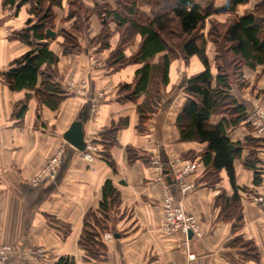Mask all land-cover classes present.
Segmentation results:
<instances>
[{
  "label": "crops",
  "instance_id": "0c3cea01",
  "mask_svg": "<svg viewBox=\"0 0 264 264\" xmlns=\"http://www.w3.org/2000/svg\"><path fill=\"white\" fill-rule=\"evenodd\" d=\"M259 1L239 5L237 11L241 13L243 6L253 7ZM84 2L93 8L96 3H113V0ZM34 3L28 2L15 12L0 0V240L16 248L0 264H55L62 255L74 256L76 264H264V219L253 200L254 195L264 190V135L250 130L248 122L228 131L231 141L243 144L242 157L234 162L241 197L239 210L243 215V224L237 230L235 219L222 217L223 205L218 202L220 194L227 197L234 194L227 171L221 170L218 179L211 183L212 180L205 178L206 165L202 160L206 143L180 140L176 120L187 98L184 81L204 69L201 60L193 56L187 65L182 58L172 62L170 83L163 89L162 102L140 130L138 104L120 101L118 93L122 84L133 82L138 65L117 70L108 68L106 60L119 34L112 37L110 48L102 49L98 43H92L104 22L103 13H94L90 18L91 27L79 39V51L64 54L58 26L55 35L50 34L46 40L50 49L60 56L53 69L56 82L65 92L59 107L52 109L41 103L34 91L11 90L2 78V72L9 69L11 62L32 48L17 33L33 17L30 9ZM68 8L67 0L62 6H53L58 14L56 22L65 24L61 28L71 27L75 21L62 22ZM215 8L218 14H224L228 0H216ZM139 41L140 37L126 49L128 56L136 51ZM212 44L208 45V55L215 72L216 52ZM94 60L97 62L93 63ZM243 72L242 80L233 84L231 92L249 113L258 101L264 103V65L255 70L245 67ZM84 80L87 82L85 93H79L76 85ZM253 85L257 86V93L250 89ZM27 93L31 94L28 109L20 118L16 116V105L25 100ZM84 109L88 113L85 139H97L113 122L128 120L117 133L118 144L110 147L115 169L100 154L88 161L64 139ZM224 118L227 116L215 114L210 122L217 125ZM248 137L262 142L251 147L247 145ZM98 145L101 149L102 144ZM128 147L137 153L133 162L129 161ZM57 153L61 155V162L56 177L34 184L33 179ZM252 154L262 171L260 184L254 182L255 171L244 164L245 158ZM154 158L164 162L165 169L159 171ZM178 158L181 161L175 163ZM188 162H193L196 170L183 181L195 187L183 193L177 174ZM107 179L119 190L121 202L108 213L106 231L113 233V239L105 241L107 251H101L94 258L79 245V240L88 213L93 210L102 217L99 206ZM166 188L197 220L198 230L189 237L188 243L182 231L169 235L163 231ZM236 237L253 241L259 259L244 258L245 249L233 244Z\"/></svg>",
  "mask_w": 264,
  "mask_h": 264
},
{
  "label": "trees",
  "instance_id": "16d2710c",
  "mask_svg": "<svg viewBox=\"0 0 264 264\" xmlns=\"http://www.w3.org/2000/svg\"><path fill=\"white\" fill-rule=\"evenodd\" d=\"M63 1L4 0V4L15 12L28 2L35 3L30 9L33 17L17 33L32 48L14 59L9 69L2 72V78L11 90L34 91L39 101L52 109L59 107L65 98V92L56 82L53 69L60 56L50 49L46 40L49 38L48 29L55 28L53 6H62ZM67 1L69 8L65 20L75 21L71 29L62 28L58 33L62 37L64 54L81 49L79 34L90 24L92 14L103 13V28L91 42L98 43L102 49L110 48L112 37L119 34L117 44L106 60L108 68L117 70L130 64L138 65L133 82L122 84L118 93L120 101L138 104L140 130L144 129L145 122L162 102L163 89L170 83L172 62L182 58L187 65L193 56L201 60L204 69L184 81L187 98L177 116L176 125L181 141L206 143L202 160L206 165L207 180L214 183L221 170L227 171L234 194L227 197L222 193L218 196V202L223 205L222 217L235 219L234 228L239 229L243 224V215L239 210L241 197L234 162L242 157L243 144L231 141L228 131L247 122L249 113L231 90L234 83L242 80L245 67L255 70L264 65V0L241 14H234L237 7L248 4L251 0H228L226 12L232 16L227 21L211 19L219 13L215 8V0H113V3H96L93 8L87 7L84 0ZM208 23L212 25L209 29ZM138 37L140 41L136 51L128 56L126 49ZM209 43H213L216 49L215 72L208 55ZM30 97L31 94L27 93L25 100L16 105V116H24ZM141 97L144 99L139 103ZM215 114H223L227 118L213 125L210 119ZM127 123V119L113 122L111 127L100 133L99 138L94 139L96 143L102 144L99 154L114 169L110 147L118 144L117 133ZM248 127L250 130L254 129L251 124ZM261 142L262 140L253 137L247 139V145L251 147L258 146ZM127 150L129 161L133 162L137 153L130 147ZM257 163L258 159L253 154L244 160L245 166L255 171V184H260L262 171ZM120 202L119 190L111 179H107L102 188L99 206L102 217L95 211H90L85 218L83 234L79 240V245L91 257L97 258L101 251H107L102 234L109 228L107 220L110 209ZM233 244L245 249L244 258L259 259L258 249L253 241L236 237ZM55 264H76V259L71 255H62Z\"/></svg>",
  "mask_w": 264,
  "mask_h": 264
},
{
  "label": "built area",
  "instance_id": "2783aa9c",
  "mask_svg": "<svg viewBox=\"0 0 264 264\" xmlns=\"http://www.w3.org/2000/svg\"><path fill=\"white\" fill-rule=\"evenodd\" d=\"M97 61L94 60L93 63ZM73 86L74 83H72ZM87 86L86 80L82 81L79 85H76V90L79 93H85ZM95 107V104L92 105ZM247 122L253 125V128L259 135H264V108L256 105L254 109L249 113ZM86 147L84 150L79 151L80 154L88 161H93L97 155H99V145L95 142L93 137L85 139ZM181 160L178 158L174 162L179 163ZM61 155L57 153L49 159L45 167L36 175L33 179L34 184H38L47 177L55 178L57 175L58 167L60 166ZM153 163L159 171L165 169V163L158 158L153 159ZM196 170V165L193 162H188L182 170L177 174L178 180H180V187L183 193H187L192 190L195 185L193 183H186L183 181L186 175ZM253 200L259 206L262 218L264 219V190L254 195ZM198 223L196 218L189 214L181 201H177L169 188L164 191L163 199V220L162 228L167 235L173 234L176 231H182L185 234L186 242H189V232L193 233L198 230ZM103 241L113 239V233L111 231H105L102 234ZM16 251V248L10 244L3 243L0 240V263L6 262L10 256Z\"/></svg>",
  "mask_w": 264,
  "mask_h": 264
},
{
  "label": "water",
  "instance_id": "95a60500",
  "mask_svg": "<svg viewBox=\"0 0 264 264\" xmlns=\"http://www.w3.org/2000/svg\"><path fill=\"white\" fill-rule=\"evenodd\" d=\"M47 32L54 36V31H52L51 29H48ZM87 120L88 113L86 110H84L81 112L80 116L72 122L71 126L64 134V139L79 151L84 150L86 147L84 125ZM192 235L193 232L190 231L189 237H192ZM115 237L118 238L119 234H115Z\"/></svg>",
  "mask_w": 264,
  "mask_h": 264
},
{
  "label": "rangeland",
  "instance_id": "374dc122",
  "mask_svg": "<svg viewBox=\"0 0 264 264\" xmlns=\"http://www.w3.org/2000/svg\"><path fill=\"white\" fill-rule=\"evenodd\" d=\"M205 0H202V2H204ZM216 1V0H215ZM100 8H101V6H100ZM248 8H250V6L249 7H247V6H243V8H242V11H241V13H243V11L245 10V9H248ZM102 11V10H101ZM98 12H100V10L98 11ZM240 12H238L237 10H236V12L234 13V14H241ZM36 14V13H35ZM57 15L58 14H56V12H55V28L53 29H51L52 31H54V35H55V30H56V27L58 26L59 27V30L57 31L58 33L60 32V30L62 29L61 27H60V25H64L65 26V24L63 23V24H58V22H56V17H57ZM231 16H232V14L231 13H229V12H224V14H216V15H214L211 19H217V20H220V21H227L229 18H231ZM62 22H65V17L64 16H62ZM210 19V20H211ZM36 20H37V17H36ZM69 24V23H68ZM68 24H67V26H68ZM211 24H212V20H211ZM210 23H208V25H207V29H209L212 25H211ZM91 27V25L89 24L88 25V27H85L84 28V30L82 31V33H80L79 34V36H78V40L80 39V37H84L86 34H85V32L87 31V29H89ZM72 28V25H71V27H69L68 26V28H66V29H71ZM207 29H206V31H207ZM88 32V31H87ZM49 34V33H48ZM88 34V33H87ZM50 35V34H49ZM212 48L213 49H215V45L214 44H212ZM215 52H216V49H215ZM213 54V53H212ZM260 71H261V69H260ZM256 73H260L259 71H256ZM246 82V81H245ZM251 86H252V84H251ZM246 87V86H245ZM250 87V85L249 86H247V89ZM250 89H252V92L254 93H257V86L256 85H253V87H251ZM256 105H259V106H262L263 108H264V103L262 102V101H258V103H256L255 105H254V107L256 106ZM254 107H253V109H254ZM252 109V110H253ZM251 110V111H252ZM250 111V112H251ZM249 112V113H250ZM248 124H250L249 122H248ZM252 127H253V125H252ZM254 131H255V129H253Z\"/></svg>",
  "mask_w": 264,
  "mask_h": 264
}]
</instances>
